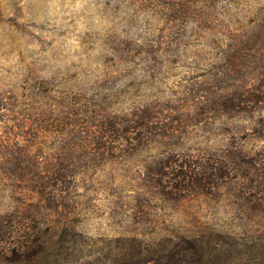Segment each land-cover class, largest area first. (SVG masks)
Here are the masks:
<instances>
[{
    "label": "rangeland",
    "instance_id": "rangeland-1",
    "mask_svg": "<svg viewBox=\"0 0 264 264\" xmlns=\"http://www.w3.org/2000/svg\"><path fill=\"white\" fill-rule=\"evenodd\" d=\"M260 80L264 0H0V264H264Z\"/></svg>",
    "mask_w": 264,
    "mask_h": 264
},
{
    "label": "trees",
    "instance_id": "trees-1",
    "mask_svg": "<svg viewBox=\"0 0 264 264\" xmlns=\"http://www.w3.org/2000/svg\"><path fill=\"white\" fill-rule=\"evenodd\" d=\"M242 42L246 45H249L247 49L251 48V44L253 48V45L255 46L256 37L254 36L253 38V35L250 37H246L245 39L242 40ZM251 57H253V54L250 52L245 53L243 49V53L240 55V60H242L241 62L245 63L246 60H250L248 58H251ZM257 57L260 59L259 55H257ZM258 58H256L257 61H259ZM243 81L244 79L243 80L241 79V82ZM262 86H264V83H261V80H260L257 86L254 87V91L255 92L262 91ZM249 90L250 89L248 88L247 90L243 89L241 93L239 94V96L236 97V100L240 102L242 100L240 99V95H243L245 93L249 94ZM192 241L193 242L188 243L187 245L182 246L181 248L176 247L173 244H170V242H168L165 245L166 248H162L157 257L153 256V257L148 258L147 260L144 259V257H140L139 255L136 256V254L141 253L140 249L136 250L135 252L128 253V254L125 252L117 253L115 255H112L109 258V260H112L111 261L112 264H114V262H120L123 264H144L146 261L149 262V261H160V260L162 264H204V254L201 252L202 249L198 246L200 243L197 241V239H193ZM28 253H29L28 258L31 260V257L33 254L31 251H29ZM205 259L207 260L206 256H205ZM98 260L100 261L97 264H100V262L106 261L107 258L106 260H105V257L98 258ZM79 264H83V263H79ZM91 264H93V262H91Z\"/></svg>",
    "mask_w": 264,
    "mask_h": 264
}]
</instances>
